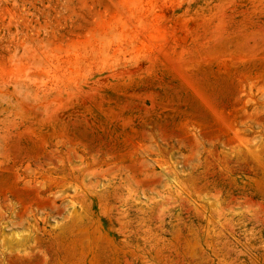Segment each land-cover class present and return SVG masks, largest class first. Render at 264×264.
<instances>
[{"label":"rangeland","instance_id":"374dc122","mask_svg":"<svg viewBox=\"0 0 264 264\" xmlns=\"http://www.w3.org/2000/svg\"><path fill=\"white\" fill-rule=\"evenodd\" d=\"M0 264H264V0H0Z\"/></svg>","mask_w":264,"mask_h":264},{"label":"bare ground","instance_id":"6f19581e","mask_svg":"<svg viewBox=\"0 0 264 264\" xmlns=\"http://www.w3.org/2000/svg\"><path fill=\"white\" fill-rule=\"evenodd\" d=\"M184 227V226H183Z\"/></svg>","mask_w":264,"mask_h":264}]
</instances>
